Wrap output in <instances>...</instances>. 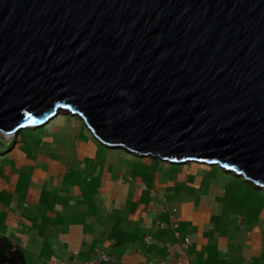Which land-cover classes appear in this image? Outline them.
Returning <instances> with one entry per match:
<instances>
[{
  "label": "water",
  "instance_id": "water-1",
  "mask_svg": "<svg viewBox=\"0 0 264 264\" xmlns=\"http://www.w3.org/2000/svg\"><path fill=\"white\" fill-rule=\"evenodd\" d=\"M58 113L264 190V0H0V130Z\"/></svg>",
  "mask_w": 264,
  "mask_h": 264
},
{
  "label": "rangeland",
  "instance_id": "rangeland-1",
  "mask_svg": "<svg viewBox=\"0 0 264 264\" xmlns=\"http://www.w3.org/2000/svg\"><path fill=\"white\" fill-rule=\"evenodd\" d=\"M36 127L35 131L30 129L34 126H29L6 135L0 130V228L6 223L10 231L7 234L16 235L14 226L19 224L22 231L17 235H24L25 245L21 246L26 253L39 250L35 244L43 242L44 227L50 231L49 235H59L61 243V237L68 234L64 229L55 234L57 224L77 228L78 224L92 219L99 225L112 220L116 217L113 211H120L113 206L109 208L108 201L115 205L113 197L97 189L99 173L115 175L129 170L146 173L154 166H146L142 159L155 161L136 157L119 147L104 146L91 136L76 115L58 113L43 126ZM16 134L20 142L9 149ZM185 163L198 165L187 161L174 166L182 167ZM210 168L195 174L190 172V177L196 178L200 187L196 186L206 195L217 193L220 199L224 198L223 207L213 208V226L219 227L218 217L223 216L226 221L222 225L223 235H264V190L218 165ZM88 178L91 182L87 183ZM84 186L88 193L83 192ZM92 186H96L93 191ZM74 187L82 193L72 194ZM12 222L15 223L11 225ZM121 223L131 233L137 228L135 224Z\"/></svg>",
  "mask_w": 264,
  "mask_h": 264
},
{
  "label": "crops",
  "instance_id": "crops-1",
  "mask_svg": "<svg viewBox=\"0 0 264 264\" xmlns=\"http://www.w3.org/2000/svg\"><path fill=\"white\" fill-rule=\"evenodd\" d=\"M30 129L35 131L37 127ZM133 155L155 160L142 159L146 166L152 164L154 168L146 173L132 170L115 175L99 173L97 189L113 197L115 205L108 201L109 208L113 206L114 210L118 208L120 211H113L116 217L106 220L103 225H99L95 219L78 224L77 228H66L65 223L57 224L55 234L62 229L68 234L61 237V243L58 242L59 235H49L50 231L44 227L43 242L35 244L39 250H28L26 253L21 246L25 245L24 235H17L22 231L20 225L16 223L14 226L16 235H8V225L5 223V230L0 228V234L7 236L22 250V264H81L98 254H108L115 261L125 264H175L178 257H182V264H264V235H223L222 225L226 224L223 216L218 217L219 227L213 226V208L223 207L224 198L220 199L217 193L206 195L200 191L196 178L190 177V172L195 174L199 170H210L211 164L196 162L198 165L195 166L185 163L180 167L174 166L178 163L169 162L172 165L168 166V161L158 162L161 159ZM88 182H91L90 178ZM96 186H92L91 191ZM83 192H89L87 186H84ZM75 193L82 191L74 187L72 194ZM218 213L222 215L221 211ZM171 216L177 223L179 237L173 234ZM121 221L135 224L137 228L131 233ZM146 235L151 237L149 243L144 241ZM184 236L190 238L186 248L181 244ZM17 238L22 240L21 244Z\"/></svg>",
  "mask_w": 264,
  "mask_h": 264
},
{
  "label": "trees",
  "instance_id": "trees-1",
  "mask_svg": "<svg viewBox=\"0 0 264 264\" xmlns=\"http://www.w3.org/2000/svg\"><path fill=\"white\" fill-rule=\"evenodd\" d=\"M18 137L19 134H16L13 143H18ZM23 262L24 255L18 245L10 241L7 236L0 234V264H22Z\"/></svg>",
  "mask_w": 264,
  "mask_h": 264
},
{
  "label": "built area",
  "instance_id": "built-area-1",
  "mask_svg": "<svg viewBox=\"0 0 264 264\" xmlns=\"http://www.w3.org/2000/svg\"><path fill=\"white\" fill-rule=\"evenodd\" d=\"M177 227V223L175 222L174 218L171 216V228L173 231V234L177 237H179V232L176 230ZM150 235H146L144 237V241L146 243H149L150 241ZM190 243V238L188 236H184L183 239H181V244L183 245V247H187ZM114 262L115 264H125L123 262H119V261H115L110 255L108 254H98L94 259L89 260V261H84L81 264H92L94 262ZM183 263V259L182 257H178L177 261L175 262V264H182Z\"/></svg>",
  "mask_w": 264,
  "mask_h": 264
},
{
  "label": "clouds",
  "instance_id": "clouds-1",
  "mask_svg": "<svg viewBox=\"0 0 264 264\" xmlns=\"http://www.w3.org/2000/svg\"><path fill=\"white\" fill-rule=\"evenodd\" d=\"M30 126H34V127H36V126H39V125H30ZM29 127V126H28ZM6 133V132H5Z\"/></svg>",
  "mask_w": 264,
  "mask_h": 264
},
{
  "label": "bare ground",
  "instance_id": "bare-ground-1",
  "mask_svg": "<svg viewBox=\"0 0 264 264\" xmlns=\"http://www.w3.org/2000/svg\"><path fill=\"white\" fill-rule=\"evenodd\" d=\"M3 134H4V135H6V133H5V132H4Z\"/></svg>",
  "mask_w": 264,
  "mask_h": 264
}]
</instances>
